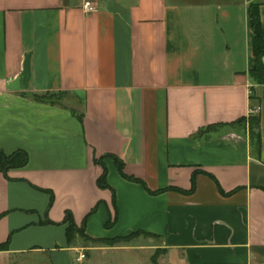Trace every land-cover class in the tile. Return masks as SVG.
<instances>
[{"label":"crops","instance_id":"obj_1","mask_svg":"<svg viewBox=\"0 0 264 264\" xmlns=\"http://www.w3.org/2000/svg\"><path fill=\"white\" fill-rule=\"evenodd\" d=\"M251 3L264 32V0H0V151L27 154L0 172V264H61L66 212L94 239L156 236L171 264H264Z\"/></svg>","mask_w":264,"mask_h":264},{"label":"trees","instance_id":"obj_2","mask_svg":"<svg viewBox=\"0 0 264 264\" xmlns=\"http://www.w3.org/2000/svg\"><path fill=\"white\" fill-rule=\"evenodd\" d=\"M248 16L251 22V29L254 35V41L252 46V53L254 57V66L249 71V76L251 80L257 85H264V66L262 63V59L264 57V32L261 27V21L259 16V9L258 5L255 3H251L248 7ZM64 94L61 93H45L42 95H32L31 98L35 101L51 104V105H58L61 103V99ZM251 100L253 97L250 98ZM253 108H251L252 110ZM245 122V120H239L236 123L241 124ZM248 125L249 131V140L250 145L256 149L257 151L260 148V134H259V120L258 117L250 112L247 117L246 121ZM210 128L201 130L202 132H206ZM212 129V128H211ZM200 134V133H199ZM27 162V154L22 151H16L13 154L5 155L3 152L0 151V172L6 173V171L10 169H19L24 167ZM115 165L118 170V173L125 179L140 182L141 181L137 178H132L126 176L123 172V163L120 160H115ZM97 185L99 188L104 189L107 188L106 184V170L104 169L101 176L97 180ZM64 223L67 224L66 228V242L70 246L73 244L74 235L84 236L89 242L96 243V244H105L107 246H112L117 243H124L127 236H119L115 238H91L84 234L83 228H78L75 226L73 222V218L69 212H66L64 217ZM109 226V222L105 224V227ZM6 248L5 246H0V249Z\"/></svg>","mask_w":264,"mask_h":264},{"label":"rangeland","instance_id":"obj_3","mask_svg":"<svg viewBox=\"0 0 264 264\" xmlns=\"http://www.w3.org/2000/svg\"><path fill=\"white\" fill-rule=\"evenodd\" d=\"M60 101L76 104V99L64 96ZM245 124L243 122L240 125ZM159 246L160 241L156 236L141 231L128 234L124 243L112 246L91 243L84 236L74 235L72 247L76 250L63 258L61 264H171L167 252ZM80 254L84 258L78 262L76 258Z\"/></svg>","mask_w":264,"mask_h":264},{"label":"built area","instance_id":"obj_4","mask_svg":"<svg viewBox=\"0 0 264 264\" xmlns=\"http://www.w3.org/2000/svg\"><path fill=\"white\" fill-rule=\"evenodd\" d=\"M83 8L85 10V13H90V12H93V10H94V6L91 2H85L83 5ZM258 110H259V108H257L256 110H253L252 113L257 112ZM83 258H84L83 254H80L76 258V261L80 262Z\"/></svg>","mask_w":264,"mask_h":264}]
</instances>
